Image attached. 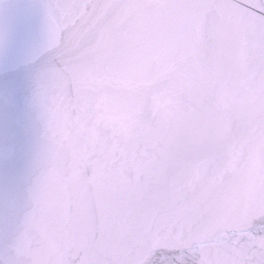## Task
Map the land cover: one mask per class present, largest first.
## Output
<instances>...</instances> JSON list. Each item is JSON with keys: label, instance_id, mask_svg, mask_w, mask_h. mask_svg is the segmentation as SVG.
<instances>
[{"label": "snow or ice", "instance_id": "1", "mask_svg": "<svg viewBox=\"0 0 264 264\" xmlns=\"http://www.w3.org/2000/svg\"><path fill=\"white\" fill-rule=\"evenodd\" d=\"M0 76V264H264V0H24Z\"/></svg>", "mask_w": 264, "mask_h": 264}, {"label": "water", "instance_id": "2", "mask_svg": "<svg viewBox=\"0 0 264 264\" xmlns=\"http://www.w3.org/2000/svg\"><path fill=\"white\" fill-rule=\"evenodd\" d=\"M24 0H0V15L3 14L4 10H5V6H16L19 5L21 3H23ZM2 76H0V82H2ZM4 175V170L2 168H0V179H2Z\"/></svg>", "mask_w": 264, "mask_h": 264}]
</instances>
